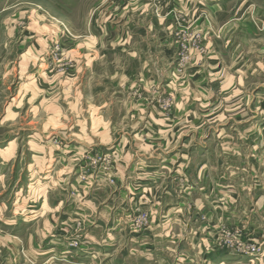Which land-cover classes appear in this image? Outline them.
<instances>
[{
    "label": "crops",
    "instance_id": "0c3cea01",
    "mask_svg": "<svg viewBox=\"0 0 264 264\" xmlns=\"http://www.w3.org/2000/svg\"><path fill=\"white\" fill-rule=\"evenodd\" d=\"M253 1L162 0L155 5L151 0H120L114 12L103 3L101 8H94L92 15H88L93 21L88 28L92 44L86 45L87 77L94 79L95 72H98L96 68L102 69L105 74L104 59L107 56L117 53L122 57L117 70L119 94L134 102L125 106L122 115L125 122L120 129L138 131L142 136L149 134L151 137L146 141H141L139 136L129 140L131 146L139 147L137 160H130L126 148L122 154L118 152L116 160L121 177L126 183H134L131 188L130 185L121 191L122 196L127 194V203L150 204L157 217L161 211L165 212L161 222L154 223L152 234L141 237V242H148L147 248L151 246L153 249L148 257L160 258V252H165L166 257H173L176 242H190L197 230L202 237V211L212 210L211 202L204 195L210 188L205 180H214L216 165L224 163V156L217 154L214 148L219 146L220 136L229 127L238 132L251 123L252 108L259 101L257 94L264 92V84L263 87L255 86L252 92L246 84L254 69L246 52L253 50L254 44L249 43L255 35L253 28L244 25H249V14L243 8ZM2 2L4 0H0ZM14 7V3L10 5L9 2L0 6V51L11 53V57L3 62L0 60V91L3 90L2 85L7 90L18 80L21 95L22 91H29L35 83H40L41 96L50 100L39 107L47 110L51 105L55 107L67 92L72 91L67 90L68 84L73 86L79 80L80 46L77 42L67 43L58 21H49L47 13L42 14L36 9L15 12ZM209 22L218 31L219 40L208 39ZM184 31L197 35L201 46L203 38L206 53L204 58L198 55L189 68L177 76L173 73L177 52L174 34ZM108 35H116L120 41L118 48L107 42ZM260 36L264 37V34ZM68 45V53H64L63 47ZM257 67L258 73L263 72L264 64L263 68L260 63ZM30 95L29 98L35 97V94ZM166 98L174 100L172 111L161 107V101ZM12 107L13 104L8 109ZM128 116H133L134 121L128 122ZM206 119L210 121L208 125L205 124ZM224 119L227 123H223ZM252 125L258 126V123ZM202 131L210 132L203 142ZM214 135L218 138H213ZM12 141L9 146H14L16 141ZM120 142L122 145L123 142ZM238 143L244 144L242 141ZM250 143L254 146L255 142L247 139L246 145H252ZM24 145L29 148L54 147L55 157L59 160L49 156V164L42 166L40 164L44 159L49 158L47 152L44 157L29 156V161H26L30 182L24 189L25 195L19 194L17 201H14L15 198L4 200L0 196V264H33L38 258L37 263L42 264L46 252L43 257L38 249L45 243L48 228L54 226L59 218L58 209L65 207L67 200H63L64 197L68 198L70 191H74V185L43 188L39 183L33 186L31 178L47 173L56 177L63 171L62 167L59 168L63 155L51 141L42 144L39 139H28L23 142ZM143 148L146 150L142 151ZM36 162L39 164L37 167L32 165ZM260 172L255 170L251 174L248 171V175L260 177ZM261 174L264 177V170ZM239 175L237 171V179ZM241 187L236 183L233 189L227 192L220 190L217 194L231 200L232 216L235 214L236 217L250 214L251 199L243 194L258 193L254 190L255 186L247 189L246 192L251 193H243ZM103 191L106 197L103 218L106 216L107 219L112 199L107 190ZM33 192L40 193L42 199L31 198ZM57 195L58 199L53 198L56 202L52 201V197ZM71 199L65 210L71 209L67 216L69 220L80 216L75 207L78 202ZM118 204L123 205L121 201ZM94 209L93 203V214ZM60 218H64V214ZM238 220L233 221L237 224ZM105 225L109 226L108 223ZM178 226L183 229L179 235L176 234ZM112 230L110 226L106 235L112 234ZM92 239L95 242V237ZM106 243L113 249L115 242L108 240ZM147 248L142 247V251H138L142 252V258L148 253ZM220 264H223L222 260ZM231 264H264V255L254 259L239 258Z\"/></svg>",
    "mask_w": 264,
    "mask_h": 264
},
{
    "label": "rangeland",
    "instance_id": "374dc122",
    "mask_svg": "<svg viewBox=\"0 0 264 264\" xmlns=\"http://www.w3.org/2000/svg\"><path fill=\"white\" fill-rule=\"evenodd\" d=\"M119 1L4 0L0 3V6L7 2L10 5L14 3L15 12H29L36 9L42 14L47 13L49 21L54 23L58 21L57 23L64 31V40H67V43L77 42L80 46L79 80L73 86H71L72 83L68 84L67 90L72 91L67 92L55 107L51 105L47 110L40 109L39 106L46 105V102L49 103L50 100L41 96L43 93L40 83H35L29 91H22L21 95L18 80L13 81H16L14 85H9V91L6 90L5 85H2L3 90L0 91V196L4 200L15 198L14 201H17V196L29 186L27 162L29 156L44 157L47 152L48 157L53 156L52 159H54L56 155L54 147L46 145V147L29 148L23 146V142H27L28 139H39L42 144L44 141H51L62 151V164H59V168L62 167L63 171L61 170L56 177L47 173L45 176L38 175L31 178L33 186L39 183L43 188L74 185V191H70L68 198L64 197L63 200H67L64 203L65 207L58 209L57 218L58 216L59 218L54 226L48 228L45 243L40 246L41 249H38L43 257L46 252V259L43 258L42 264H220L221 260L223 264H231L239 258L254 259L264 255V200L262 201L264 177L261 174L264 170V92H259L257 94L259 101L252 108L254 114L250 117L251 123L238 132L233 130L234 127H229L220 136L219 148H214L217 154L224 156L222 158L224 163L221 166L216 165L214 180L210 178L205 180L210 188L204 195L211 202L212 210L202 211V237L197 230L191 236L190 242L188 240L180 244L176 242L173 257L170 255L166 257L165 252L158 254L160 258L148 257L153 253L151 252L153 249L151 246L147 248L148 242L142 243L141 237L152 234L154 223H160L165 217V212L161 211L157 217V213L151 210L150 204L127 203V194L122 196L121 191L128 189L130 185L131 188L134 183H126L125 178L121 177L117 171L116 160H118V152L122 154L125 148L130 160H137L139 147L131 146L129 140L139 136L141 141H146L151 137L149 134L142 136L138 131L120 129L125 122V116H122L125 106H130L134 102L133 99L124 98L119 94L117 70L123 61L122 57L120 58L117 53L115 56L111 54L104 59L105 74L102 69L96 68L98 72H95L94 79L86 75V45L92 44L89 40L88 28L93 21L88 15H92L94 8H101L103 3H106V6L109 5L110 11L114 12ZM151 1L152 4L157 5L162 0ZM243 11L249 14V19L248 16L244 18V23L248 19L249 25L246 23L244 25L253 28L255 35L253 43L248 36L251 42L249 45H254L253 50L246 52L250 58V64L254 66L252 75L246 80L249 92H252L255 86L264 84V37L260 36L264 34V1L254 0L246 3ZM207 37L210 40L211 38L220 39L218 31L210 22ZM174 38L177 46L175 69L180 55L189 58L185 70L198 58V55L204 58L206 50L203 38L202 46L197 35L176 33ZM107 42L115 48H118L117 45L120 43L116 35L113 37L108 35ZM69 47L70 45L63 47L64 53H68L66 50ZM53 55L56 54L53 53ZM7 57H11L10 52L0 51L1 62ZM63 59L65 60L64 57ZM258 63L261 64L263 72L258 73ZM173 73L177 76L183 74L175 73V71ZM0 78H2L1 75ZM28 94H35V97L29 98ZM19 95L21 97L17 98ZM11 104L14 108L8 109ZM29 105H31L30 108H28ZM32 106L33 109H31ZM161 107L172 111L174 100L163 99ZM134 119L133 116H128L127 121H134ZM209 122L205 120L206 125ZM223 123H227V120L224 119ZM255 123H258V126L252 125ZM209 134L210 132L202 131V142L209 137ZM213 138L218 137L214 135ZM250 138L255 142L254 146L252 143H250L252 145H246V140ZM12 139L16 142L14 146H9L13 142ZM120 141L123 142L122 145L119 144ZM239 141L244 144L240 145ZM145 150L146 148H143L142 151ZM49 159L50 157L44 159L40 165L49 164ZM55 160L59 158L55 157ZM32 165L37 167L39 164L36 162ZM255 170L261 171L260 177L251 175L255 173ZM237 171L240 174L238 179ZM236 183L242 186L240 190L243 193H251L246 191L254 186V190L258 192L257 195L256 193L243 194L245 198L251 199L249 219L246 214L239 217L235 214L232 216L231 200L227 199V196L217 195L220 190L227 192L233 189L232 186ZM245 186L246 189H243ZM103 190H107V194L112 199V209L107 219L106 216L103 218V204L106 202ZM31 198L42 199L38 192H33ZM53 198L58 199L59 195L53 196L52 201ZM71 198L78 202L75 207L79 210L80 216H73L72 220H69L67 216L70 215L71 209L65 210L70 205ZM120 201L123 205L118 204ZM93 203L95 214L92 213ZM62 214L64 218H60ZM236 218H239L237 224L233 221ZM105 223L109 226L107 227ZM110 226L113 229L112 234L107 236ZM182 230V227L178 226L176 234H181ZM92 237H95V242ZM108 240L115 242L113 249L106 243ZM235 240L239 241L235 242ZM183 245L186 246L183 247ZM142 247L147 248L148 251L143 258L140 256L142 252L139 253ZM252 248L257 251L255 255L248 252L252 251ZM38 260L32 263L38 264Z\"/></svg>",
    "mask_w": 264,
    "mask_h": 264
},
{
    "label": "built area",
    "instance_id": "2783aa9c",
    "mask_svg": "<svg viewBox=\"0 0 264 264\" xmlns=\"http://www.w3.org/2000/svg\"><path fill=\"white\" fill-rule=\"evenodd\" d=\"M178 21V20H177ZM183 33H186V31H184ZM199 44V43H198ZM199 46V45H198ZM200 48V46H199ZM185 49V47L183 48ZM189 62V58H187L184 55H180L179 58L177 59V64H176V69H175V73H183L185 70L186 65ZM239 240H235V242H238ZM238 244V243H237ZM250 250V247L248 248ZM251 255H255V253L257 252L255 248H252V251H248Z\"/></svg>",
    "mask_w": 264,
    "mask_h": 264
}]
</instances>
